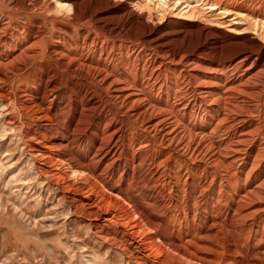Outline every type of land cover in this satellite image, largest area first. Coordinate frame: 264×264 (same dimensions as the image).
Segmentation results:
<instances>
[{
  "label": "rangeland",
  "instance_id": "obj_1",
  "mask_svg": "<svg viewBox=\"0 0 264 264\" xmlns=\"http://www.w3.org/2000/svg\"><path fill=\"white\" fill-rule=\"evenodd\" d=\"M51 1L55 3V0ZM59 1L65 3L68 0ZM98 5L97 10H100L95 18L72 20L71 17L63 18L51 8L43 18L41 14L43 4H40L36 7L35 15L26 19L19 17L18 22L20 26L26 27L29 24L33 26V21L36 19H43L47 36L53 35L52 31L60 28L59 45L65 46L71 52L76 50L74 44H83L82 40L85 39L89 29L96 33V29L103 27L105 32H111L114 39L106 34L101 37L93 33L91 38L85 40V46L79 47L78 51L84 50V53H88L94 62H98L101 54L99 68L105 67L109 72L121 75V78L127 79L133 86L137 83L135 88L144 91L143 95L145 99H148L146 101L152 100V105L158 102L163 109L170 107L174 100L180 98H184V102L189 101L191 104L195 100L199 103L201 98L196 93H185L186 87L190 86V81L184 72H181L184 67L182 64L169 66L168 58H164L167 66L160 69L161 73L159 72L157 80H153L156 74L150 77L152 69L148 68V63L161 56H157L156 48L169 52L178 45L180 32L198 33V30L200 33L203 27H209L218 38L213 40L210 38L204 44L203 53H212V50L223 45L225 40L219 38L217 33L230 29V24L216 29L219 21L232 22L233 25L237 23L232 20V17L223 20L220 18L221 12L227 9H238L254 21L264 20V0H207L204 4L200 3V0H191L190 6L195 9L193 12L188 13L185 9L182 15H179L180 17L176 13L175 17L173 14L162 15L154 12V17L151 20L145 18V21L141 20L140 8L134 3L130 4V8L125 6L126 3L123 0H98ZM212 7L216 10L212 11ZM143 12L146 11L140 13L143 14ZM135 26H139L140 29H153L149 34L150 40L153 41L151 46L146 48L140 42L135 45L132 43L133 40L130 41L136 32L133 30ZM68 27L69 32L66 30ZM238 27L239 31L233 35L244 37L243 23H239ZM10 28L14 27L10 25ZM50 43L48 40L43 41V46L56 45ZM111 46L115 48L111 52L112 57L103 66L102 62L105 61V55L108 54L107 50ZM256 59L259 64L264 63V49L260 51ZM190 62L197 63L193 59H190ZM197 65L201 66L202 63ZM202 67L206 66L202 65ZM186 69L189 70V68ZM198 69L191 68L188 72L197 77L200 86L208 85L210 72L201 70L200 67ZM71 76L68 73L54 75L46 68H42L38 72H27L0 84V93L3 95L0 98V264H132L120 252L109 249L104 243L99 242L96 235L105 234V232L89 225L79 213L82 210H70L68 203L70 205L72 203L69 200L63 204L59 202L62 196L61 191L50 184L51 181L56 180L51 178L50 181L39 177L32 162L38 161V156H33L39 155L36 153L34 139L40 140V135L45 136L41 141L50 148L47 155L52 157L50 162L55 165V171L60 173L59 176L63 181L58 184L63 183L69 188V196L72 199L80 198L84 201V196H91L95 183L104 190V195L113 196L121 192L124 198L118 199L122 203L125 200L123 204L126 208L122 211L120 208L116 209L118 215L124 214L123 211L127 212L132 207V210L140 212L143 218L147 219L146 221L158 227L160 237L154 239L156 242L172 241L173 244L190 252H194L196 246L213 243L215 229H210L212 221L221 223L218 242L231 246V251L235 253H232V259H237L242 250L236 241L244 237L245 231L239 228V224L235 226V229L230 228L229 221L239 218L237 202L240 196L239 186L244 177L243 168L235 170V173L224 166V168L216 166L207 168L203 161L186 158L175 150L165 152L158 143V138L143 133L140 126H136L127 119L126 107L119 108L118 102L110 98L109 91L84 79L80 73ZM261 76L259 79H264V75ZM176 80H179L180 84L174 85ZM152 85H155L154 91H152ZM167 91L170 92L169 99L166 97ZM263 98L264 94L258 105L260 112L264 109ZM37 105L47 110L50 121L43 122L36 119ZM201 110L197 117H194L192 111H187L177 116L175 121L173 120L174 128L177 127L176 129L180 132L184 130L185 140L191 133L202 132L206 136L213 124L211 118L204 117L205 107ZM260 114L263 116V112ZM261 121L264 126L263 117ZM114 126L123 127L121 138L116 144L118 148L115 146L117 153L103 156L102 153L108 143L104 136ZM143 138H147L148 145L140 143V139ZM208 138L214 141L213 136ZM143 145V148L139 147ZM101 155L105 158L102 159ZM35 166L44 170V167L40 165L35 164ZM206 187L208 189L205 191ZM76 192H80L79 195ZM125 203H128V206ZM255 223L257 226L255 238L259 248L264 239V230H262L264 214L256 219ZM143 230L144 228H141L139 231ZM146 233H144L145 236L151 238V232L146 231ZM203 237H206V240ZM224 249V252H227V248ZM227 258L228 254L222 255L219 258L220 264H225Z\"/></svg>",
  "mask_w": 264,
  "mask_h": 264
},
{
  "label": "bare ground",
  "instance_id": "obj_2",
  "mask_svg": "<svg viewBox=\"0 0 264 264\" xmlns=\"http://www.w3.org/2000/svg\"><path fill=\"white\" fill-rule=\"evenodd\" d=\"M123 1L126 3V7L134 3L141 11H146L142 14L139 10V16L142 21H145V18L151 20L155 15L154 12H159L162 15L173 14L174 16L176 13L179 16L182 15V12L185 9L188 13L195 10L190 6L191 0ZM44 2L42 0H0V84L6 83L12 78L19 77L27 72H38L42 68H46L48 72L51 71L54 75L55 73H68L70 76H74L75 74L80 73L84 79L100 85L105 91H109L110 98L113 101L118 102L119 108L121 106L126 107L127 119L136 126H140L143 133L148 134L153 138H158V143L165 152L169 153L171 150H175L186 158L203 161L207 168L212 166L225 167L234 173L235 170L238 171L243 168L244 177L239 186L240 196L237 202L239 218H237V220L231 219L229 221L230 228L235 229V226L239 224V228L245 231L244 237L240 239L238 238L236 241V244L241 247L240 249L242 252L238 255L237 259H232L233 254L235 253L231 251V246L225 244L222 245L218 242L220 230L222 228L221 223H213V221L212 226L210 227V229H215L214 237L212 236L213 243L202 244V246L200 245L201 247L195 245L196 247H194L196 249L194 252L179 247L173 244L172 241H160L158 243L154 240L158 236L160 237V232L157 226L146 221L147 219L145 220V217L143 218L141 213L137 210H132V207L127 212L123 211L124 214L118 215L116 209L120 208L122 211L126 208L123 204L125 200L122 199L124 200L123 203L119 201V199H121L120 197L124 198L123 194L117 192L118 194L113 196L104 195V190L96 183L94 189H92V193L89 192L91 193V196H84V201L86 202L80 198L75 200L72 199L69 196V188L63 183H61L62 185L58 184L63 181H61L62 179L59 176L60 173L58 174L55 171V165H52V162H50L52 157L50 158L47 155L49 154L48 150H50V148L41 141L45 136L40 135V140L34 139L33 137L37 147L36 153L39 155H33L38 156V161L32 162V166L37 170L39 177L47 178L50 181L51 178L56 180L55 182L51 181L50 184L52 187L56 186L61 191L62 196L59 202L63 204V202H68L69 200L72 203V205L68 203L70 210H82L79 213H81L89 225L95 227V229L99 228L103 233L105 232V234L101 235L99 233V235L95 234L98 240H100L99 242L104 243L109 249L120 252L121 255L132 264H220L219 258L225 253L228 254L225 264H264V239L262 240L261 246L257 248V240L255 238V230L257 229L255 223L256 219L264 214V126L261 121L262 117L264 118V109L263 111L261 110V112H263V116H261V112L259 111L260 107L258 106L261 96L264 94V79H259L261 75H264V63L260 62L261 64H259L258 59H256L258 58L260 51L264 49V20L254 21V19L249 18L238 9L226 8L227 11H222L220 18L223 20L224 18L232 17V20L235 22L237 21V25H233L232 22L221 23L219 21L216 29H220V27L225 24H230V29L219 31L217 33L218 36H220L219 38L225 40L223 45L219 43L221 46L213 49L215 51L212 50V53H203L204 44L209 41L210 38L212 40L218 38L216 34L211 32L209 27H203L200 33L198 30V33L180 32L178 35L180 39L177 41L178 45L169 52H165L161 48H156L158 52L157 56H161L148 63V68L152 69L150 77L156 74V77L153 78V80H157L160 69L167 66L164 63V58H168L170 65L167 64L169 66L182 64L184 67V70L181 72H184L190 81V86L186 87L185 93H196V95L201 98L199 103L195 100L192 104L189 101L184 102V98H180L179 100H174V102L170 104V107L163 109L162 105L158 102L155 103L156 105H152V100L146 101L148 99H145V95H143L144 91H141L140 89L139 91L135 88L137 83L133 86L127 81V79L121 78V75L115 72H109L105 67L99 68L98 62L100 63L99 60L102 58L101 54L98 62H94L92 57H89L88 53H84V50L80 52L78 51L79 47L85 46V40L93 36L94 32H92V30L89 29L87 31L84 37L85 39L82 40V45L74 44L76 50L75 52H71L70 50H67L68 48L66 49L65 46L62 47L59 45V42L61 41L60 28L53 30V35L47 36L45 28L46 24L43 19H36L33 21V26H30L29 24L26 27L20 26V22H18L19 17L26 19L35 15L36 7L40 4H43L41 8L43 10L41 13L43 18L44 14L49 12V8H51L62 15L63 18L66 17V19L70 17L72 20H83L86 17L93 19L98 15V11L100 10H97V7L99 6L98 0H68L65 3H62L59 0H55V3H52L51 0H44ZM205 2H207V0H200V3L204 4ZM182 7L184 8L180 9ZM211 10L215 11L216 8L212 7ZM101 21L103 22V20H100V22ZM118 23L119 22H117V24ZM239 23H243L244 25V37L233 35L239 31ZM10 25L14 28H10ZM69 29L70 28L68 27L66 30L69 32ZM133 30H136V32L131 38L129 37L131 39L130 41L133 40L132 43L136 45V43L138 44V42H140V44L146 46V48L152 45L153 41H151L149 37L150 32L153 30L152 28L147 30L135 26ZM95 32L101 37L106 34L111 39H114L111 32H105L103 27L96 29ZM96 33L94 34L96 35ZM47 40L56 45L43 46V41ZM92 42H94V40ZM106 48L108 49L109 46L107 45ZM113 48L114 47L111 46L110 49L107 50L108 54L105 55V61L102 62V65L112 57L111 52L113 51ZM155 50H153V52ZM190 59H193L197 63L201 62L202 65H205L206 67H202V65L198 66L197 63L190 62ZM198 67H200L201 70L203 69L210 72V77L207 80L208 85L206 86H200L201 84H198L200 81H197V77L190 75L188 72L191 68L198 69ZM186 68H189V70L187 71ZM8 74L10 76H8ZM173 84H180L179 80H176ZM164 85H166V83ZM151 88L152 91H154L155 85H152ZM158 93H160L159 90ZM169 94L170 92L167 91V99L170 97ZM2 97L3 95L0 93V98ZM204 107L206 109L204 117L213 120V124H211V126L209 125L210 128L207 131V135L204 136L202 132L200 134L191 133L188 134L189 137L185 140V135L183 134L184 130H181L180 132V130L176 129L177 127L174 128L173 120L175 121L177 116H180L182 113H187V111H192L194 117H197L198 114L202 112L201 109ZM36 112L37 120L43 122L50 121V116L48 115L47 110L45 111L38 107ZM12 123H14V121ZM14 127L16 126L14 125ZM122 131V126H114L112 130H109L106 133L104 137L108 140V143L105 146V151L102 153L103 156L110 154L114 155L117 153L115 146L117 141L121 138ZM209 136H213L214 141H210V138H208ZM140 143L148 145L147 138L140 139ZM139 147L143 148L144 145ZM103 156L101 155L102 159L105 158ZM35 164L44 167V170H42L43 168L41 167L35 166ZM218 185H221V181ZM219 186L217 187L219 188ZM207 189L208 187H206L205 191ZM78 193L76 192V194ZM82 195H84V193ZM126 205L128 206V203ZM112 210H114V213H112ZM74 212L77 213L76 211ZM141 228H144V230L139 231ZM262 230H264V228ZM146 231L151 232V238L145 236L144 233H146ZM224 248H227V252H224Z\"/></svg>",
  "mask_w": 264,
  "mask_h": 264
}]
</instances>
